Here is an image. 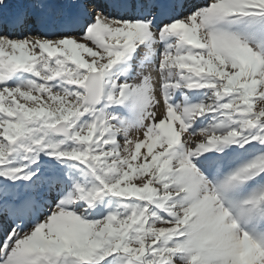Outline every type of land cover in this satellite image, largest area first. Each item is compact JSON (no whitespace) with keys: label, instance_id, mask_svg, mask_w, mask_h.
I'll use <instances>...</instances> for the list:
<instances>
[{"label":"snow or ice","instance_id":"obj_1","mask_svg":"<svg viewBox=\"0 0 264 264\" xmlns=\"http://www.w3.org/2000/svg\"><path fill=\"white\" fill-rule=\"evenodd\" d=\"M0 264H264V0H0Z\"/></svg>","mask_w":264,"mask_h":264},{"label":"rangeland","instance_id":"obj_2","mask_svg":"<svg viewBox=\"0 0 264 264\" xmlns=\"http://www.w3.org/2000/svg\"><path fill=\"white\" fill-rule=\"evenodd\" d=\"M90 2L91 3H93V4H103L104 3V1H100L99 3L97 2V0H90ZM12 3H13V6L15 5V3H16V0H12ZM158 149L157 148H154V152L155 151H157ZM141 151H144V149H142Z\"/></svg>","mask_w":264,"mask_h":264},{"label":"bare ground","instance_id":"obj_3","mask_svg":"<svg viewBox=\"0 0 264 264\" xmlns=\"http://www.w3.org/2000/svg\"><path fill=\"white\" fill-rule=\"evenodd\" d=\"M134 137L136 136V133L135 132H133V134H132Z\"/></svg>","mask_w":264,"mask_h":264}]
</instances>
